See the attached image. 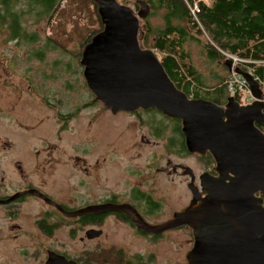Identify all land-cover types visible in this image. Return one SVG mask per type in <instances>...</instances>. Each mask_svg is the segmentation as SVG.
I'll list each match as a JSON object with an SVG mask.
<instances>
[{
    "label": "water",
    "instance_id": "water-1",
    "mask_svg": "<svg viewBox=\"0 0 264 264\" xmlns=\"http://www.w3.org/2000/svg\"><path fill=\"white\" fill-rule=\"evenodd\" d=\"M93 1L102 27L82 46L79 64L94 99L111 112L155 109L178 119L186 151L208 152L216 176H199L204 193L199 197L191 174L189 204L159 223L145 222L126 204H91L77 213L130 211L136 227L149 233L186 225L192 235L187 264H264V104L259 83L232 67L249 84L250 103L240 104L232 95L221 105L189 97L169 78L156 53L139 42V20L149 13L148 4L137 0L134 10L118 0ZM54 256L56 264H75Z\"/></svg>",
    "mask_w": 264,
    "mask_h": 264
},
{
    "label": "rangeland",
    "instance_id": "rangeland-1",
    "mask_svg": "<svg viewBox=\"0 0 264 264\" xmlns=\"http://www.w3.org/2000/svg\"><path fill=\"white\" fill-rule=\"evenodd\" d=\"M16 1L13 0V10H22L23 12L19 18L21 30L26 34H32L33 38L30 41H27L30 38L24 41L8 38L9 33H11L10 24L5 25L3 23L2 25L0 23V49H4L5 62L9 65V77L19 81L22 76H27L33 87L35 84L38 85L37 90L44 101L47 100L52 105L50 103H47L49 104L47 105L45 102L41 105H38L37 102L31 103L32 95L25 90L19 93L16 91V87L10 86L7 92L11 97L23 96L26 98L27 119L37 117L40 113L42 120L41 139L46 144L48 142L55 144L57 148L59 163L56 170L59 174V180L64 183L69 182L70 185L75 186L76 181L82 177L79 176V174H82L80 170L71 173L67 168L66 170L62 168L65 160L76 153L85 157L84 163L89 175L82 178L89 184L90 193L95 195V198L98 195L102 196V191L108 189V187L117 190L138 188L142 191L152 192L161 198H155V200L162 202L152 215V219L155 220L169 216L173 209L178 210L185 206L190 194L187 187H185L187 179L180 175L181 172L178 175H172L173 179H169L166 174H153L151 170L155 165L159 167L166 165V160H169V164L180 162L190 167L196 174L201 170V162L198 156L196 154L178 153L176 149H168L167 138L172 136L177 140L169 123L165 129V136H152L153 133H150L151 126L146 125L144 119L149 117V114L152 115L155 122L152 125H159L161 129L162 120L160 119V121L158 118L162 116L155 112L156 110L154 112L152 111L154 109L148 110L149 112L140 111L143 121L139 122L137 128L135 127V115L127 112L113 114L102 102L94 99L82 75V66L79 64L82 47L79 51L77 50L76 33H71L72 22L69 19L65 20L64 28L68 35L55 34L52 30L53 25L54 27L56 25L54 22H58L59 19L57 12L61 11L63 6L66 7L68 0H57L46 11L41 3L31 2L30 0ZM118 1L134 10L138 9V4L136 8L133 6L135 0ZM201 1L206 4L210 2V0ZM87 8L91 9L90 12H92L93 8L89 2ZM87 15V11H81L77 15V28L97 29L96 15L92 13L90 21ZM7 19L8 17H5L3 21ZM147 19L150 24L160 22L157 15L149 16ZM141 27L142 22L139 20V40L142 35ZM195 38L184 43L186 53L183 60L188 62L194 70V75L203 84L200 91H204L208 87L224 83L230 69L232 67L236 68V65L230 64V66H227L226 58L228 57L224 53H222L224 60L208 57L203 46L207 39L205 34L195 35ZM50 40L53 41V44L50 43ZM59 41L65 42L63 43L64 46H58ZM65 46L66 50L63 49ZM153 51L159 58V53ZM75 53H79V56L75 57ZM242 71L251 73L249 69ZM55 109L59 114L77 111L65 123L55 124L53 120ZM63 124L64 127H61ZM55 129L56 132L54 133ZM26 132L27 141L35 142L36 133L29 130H26ZM144 133L149 134L146 137L155 142L141 143L139 136ZM47 189L50 190V195L54 199L61 200L57 186L49 184ZM72 196L73 194H70L68 198ZM76 203H79V201ZM27 206L37 207V204L31 201L28 202ZM107 230L108 233L118 235L123 244L129 246H131L130 240L135 239L134 236L125 239V230H114L113 228ZM161 236L165 239L155 242L151 246L154 253V264H187L185 252L192 245L190 229H172L165 231ZM71 237L64 226L57 231L56 237L54 234L52 240H44V242L53 243L58 250L71 256L77 255V251L84 246L87 248L94 245L102 246V234L98 238L83 243L78 241L76 237ZM135 248L140 252H145L150 248V243L138 237ZM0 260H3L2 264H12L2 258ZM24 264L32 263L26 261Z\"/></svg>",
    "mask_w": 264,
    "mask_h": 264
},
{
    "label": "flooded vegetation",
    "instance_id": "flooded-vegetation-1",
    "mask_svg": "<svg viewBox=\"0 0 264 264\" xmlns=\"http://www.w3.org/2000/svg\"><path fill=\"white\" fill-rule=\"evenodd\" d=\"M0 54V259L2 258L12 264H24L26 261L32 264H56L53 257L60 255L75 264H154V253L151 246L155 242L165 239L162 238V233L178 228L190 229L188 226L183 225L157 233H149L136 227L129 216L128 212L130 211L125 212L119 209L99 213H77V211H82L91 204H126L132 207L147 223L165 221L175 211L184 209L192 199L191 190L188 187L191 174L193 177L192 185L197 187L199 197L204 196L199 176L203 173L216 176V172L213 170L214 161L206 157L207 152L200 155L196 152L189 153L186 149L182 150L181 143L184 144V142H182L180 121L167 117L154 109L153 112H158L162 116L158 118V120H162H160L161 129L159 125H152L155 123L152 115L149 114V117H144L146 125L151 126L150 133H153L152 136H165V129L169 123L173 132L175 131L177 142L171 143L170 141L174 137L169 136L167 138L168 149H176L178 153L196 154L201 162V170L196 174L190 167L180 162L169 164V160H166V165H162V167L155 165L151 170L153 174H166L169 179L173 177L172 175H178L181 172L179 174L187 179L185 187L190 194L185 206L178 210L173 209L169 216L155 220L152 219V215L162 202L155 200V198H161L152 192L142 191L138 188L117 190L108 187L102 191V196L98 195L95 198V195L90 193L89 184L82 178L89 175L84 163L85 157L76 153L65 160L62 168L65 170L67 168L71 173L80 170L82 174L79 176L82 177L76 181L75 186L70 185L69 182L64 183L59 180V174L56 170L59 163L56 145L50 142L46 144L41 139L42 120L40 113L37 117L27 119L26 98L23 96L11 97L7 90L12 86L16 87V91L19 93L24 90L28 91L32 95L30 102H37L38 105L43 102L46 104L50 102L44 101L37 90L38 85L35 84L33 87L27 76H22L19 81L9 77V65L5 62L6 56H4L3 48L0 49ZM50 104L52 105V103ZM148 110L151 111V109L137 108L134 111L110 112L113 114L127 112L135 115V127L138 128L139 122L143 121L140 111ZM75 111L59 114L55 109L53 114L55 124L65 123L75 115ZM61 127H64V124ZM26 130L36 133L35 142L27 141ZM176 130H178V134ZM147 135L149 134L140 135V142L143 144L154 143L155 141L147 138ZM186 169L190 170V174ZM49 184L58 187V195L63 201L56 200L50 195V190L47 189ZM70 194L73 196L68 198ZM31 201L35 202L37 207H28L27 204ZM77 201L79 203H76ZM54 203L59 205L64 212ZM64 226L72 236L71 238L76 237L82 243L98 238L102 234V246L94 245L91 248L84 246L77 251V255L71 256L58 250L53 243L44 242V240H52L54 234L56 237L57 231ZM108 228L125 230V239L134 236L135 239L130 240L131 246L123 244L118 235L108 233ZM138 237L150 243V248L145 252H140L135 248ZM2 263L3 260H0V264Z\"/></svg>",
    "mask_w": 264,
    "mask_h": 264
},
{
    "label": "trees",
    "instance_id": "trees-1",
    "mask_svg": "<svg viewBox=\"0 0 264 264\" xmlns=\"http://www.w3.org/2000/svg\"><path fill=\"white\" fill-rule=\"evenodd\" d=\"M30 1L41 3L46 11L57 0ZM144 1L150 11L147 16L140 19L142 35L139 41L143 47L159 53L160 63L178 89L193 98L210 100L216 104H223L228 95L225 82L200 91L203 84L194 75V70L188 62L183 60L186 53L184 43L196 39L195 35L203 33L207 37L203 46L208 57L224 60V56L222 57L224 53L241 59L236 68L251 71L264 97V0H210L207 4L201 0ZM88 2L92 5V12L87 8ZM133 6L137 7L136 0L133 1ZM81 11L88 12L89 21L92 13L96 15L97 29L77 28L76 17ZM22 14V10H13V0H0V23L10 24L9 38L20 41L30 38L27 40L30 41L33 38L32 34H26L21 30L19 18ZM57 15L59 19L58 22L54 20L56 25L55 27L53 25L52 30L55 34L68 35L64 24L65 20L69 19L72 22L71 33H76L77 42H75L78 51L102 27L93 0H68L66 7L63 6ZM153 15L158 16L159 23L148 22L147 18ZM5 17L8 19L3 21ZM50 43L53 44V41L50 40ZM63 43L65 42L59 41L57 45L62 47ZM63 49L66 50V46ZM78 56L79 53H75V57ZM233 97L241 102L239 91H236ZM260 129L264 133V128L260 127ZM176 133L178 134V130ZM170 142L174 143L177 140L172 139ZM181 149L185 150L183 143ZM206 157L212 160L208 152Z\"/></svg>",
    "mask_w": 264,
    "mask_h": 264
},
{
    "label": "built area",
    "instance_id": "built-area-1",
    "mask_svg": "<svg viewBox=\"0 0 264 264\" xmlns=\"http://www.w3.org/2000/svg\"><path fill=\"white\" fill-rule=\"evenodd\" d=\"M63 1V0H62ZM194 9H196L194 7ZM192 9L191 11L193 12ZM246 88V84L244 82V80L237 74L236 71H233L232 68L230 69V72L227 76L226 79V90L228 92L229 95H232L240 89ZM241 102L240 103H244V102H250L251 100H253L252 95L249 93V91L247 90L245 92L244 98H240Z\"/></svg>",
    "mask_w": 264,
    "mask_h": 264
},
{
    "label": "bare ground",
    "instance_id": "bare-ground-1",
    "mask_svg": "<svg viewBox=\"0 0 264 264\" xmlns=\"http://www.w3.org/2000/svg\"><path fill=\"white\" fill-rule=\"evenodd\" d=\"M205 3V2H204ZM225 56L226 57H228V58H226L227 60H229L230 62H231V64H233V65H236L237 66V64L239 63V62H241V59H239V58H237V57H235L234 55H231V54H225ZM241 70V69H240ZM247 72V71H246ZM243 80H244V82H245V84H246V88H243V89H240V90H237V91H239L240 92V98L242 97V98H244V95H245V92L248 90L249 91V93H250V89H249V84L247 83V81L239 74V73H237ZM250 75H251V73H249ZM252 76V75H251ZM254 78V77H253ZM227 79V78H226ZM258 82V81H257ZM225 88H226V80H225ZM251 94V93H250ZM261 100L263 101V104H264V97H263V95H262V98H261ZM252 101V100H251ZM250 101V102H251ZM250 102H244L245 104H247V103H250Z\"/></svg>",
    "mask_w": 264,
    "mask_h": 264
}]
</instances>
